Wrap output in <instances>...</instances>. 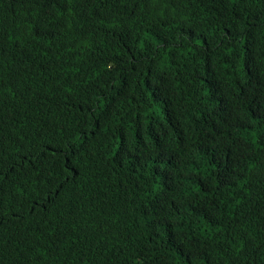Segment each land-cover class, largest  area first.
<instances>
[{
    "label": "trees",
    "instance_id": "16d2710c",
    "mask_svg": "<svg viewBox=\"0 0 264 264\" xmlns=\"http://www.w3.org/2000/svg\"><path fill=\"white\" fill-rule=\"evenodd\" d=\"M0 264H264V0H0Z\"/></svg>",
    "mask_w": 264,
    "mask_h": 264
},
{
    "label": "clouds",
    "instance_id": "9594fccd",
    "mask_svg": "<svg viewBox=\"0 0 264 264\" xmlns=\"http://www.w3.org/2000/svg\"><path fill=\"white\" fill-rule=\"evenodd\" d=\"M173 253L177 256V258H180L183 255V250L173 251Z\"/></svg>",
    "mask_w": 264,
    "mask_h": 264
}]
</instances>
